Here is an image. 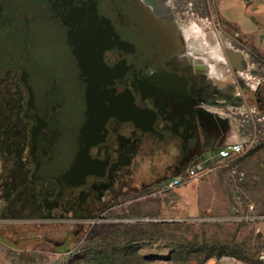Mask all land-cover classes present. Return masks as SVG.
<instances>
[{
	"label": "rangeland",
	"instance_id": "rangeland-1",
	"mask_svg": "<svg viewBox=\"0 0 264 264\" xmlns=\"http://www.w3.org/2000/svg\"><path fill=\"white\" fill-rule=\"evenodd\" d=\"M139 1L145 5L147 0ZM158 1H151L147 11L152 17L151 9L160 13L178 31L185 45L181 65L200 73L203 84L219 90L238 83L229 96L234 100L239 95L243 103H232L230 98L229 109L210 107L225 124L223 143L251 139L252 116L264 114V106L254 95L257 88L264 94V62L252 61L247 44L222 17L230 3L205 0L200 6L199 1L198 13L193 14L183 0L176 3L178 10H185L179 13L181 19L172 12L173 0ZM132 2L134 6L138 3ZM238 50L244 59L240 66L231 67L226 56ZM209 64L213 68L206 67ZM260 128L249 152L233 164L237 172L225 167L170 191L155 186L140 194V200L83 218L47 215L35 209L31 204L36 188L29 185L28 161L7 151L4 145L8 142L0 140V264H196L221 245L233 247L238 254L215 258L217 264H264V129ZM143 170L137 165L136 177L148 178ZM187 170L176 177L182 179ZM133 197L129 194L127 199ZM221 198L222 207L203 215L204 221L165 220L176 214L196 217ZM129 224L143 229L145 235L135 239L123 235L127 231L135 234ZM180 246L184 252L178 258Z\"/></svg>",
	"mask_w": 264,
	"mask_h": 264
},
{
	"label": "flooded vegetation",
	"instance_id": "flooded-vegetation-1",
	"mask_svg": "<svg viewBox=\"0 0 264 264\" xmlns=\"http://www.w3.org/2000/svg\"><path fill=\"white\" fill-rule=\"evenodd\" d=\"M151 1L156 0H147L145 5L137 0L135 6L132 0L102 1L115 27L111 33L113 47L106 51L104 63L117 78L114 96L120 116L110 119L105 138L91 148L89 165L93 170L87 183L73 191H65L49 180L40 185L31 177L36 164L30 152L34 119L28 113L29 94L20 79L21 69L7 65L11 56L2 59L4 52L13 53L20 29L16 18L0 5V140L8 142L4 145L7 151L28 161L29 185L36 188V200L31 205L42 213L83 218L121 208L142 199L139 195L144 191L167 185L196 160L213 156L223 143L225 124L210 107L229 109L230 101L241 103L239 95L234 100L229 96L238 83H228L219 90L203 84L200 73L183 67L180 56L184 41L160 13L151 9L154 16L149 15ZM180 1L173 0L172 12L182 19L179 13L185 10L176 6ZM184 1L191 5L193 14L199 1L203 6V0ZM231 74L236 79L232 70ZM256 94V101L263 107V92L257 88ZM140 164L149 173L148 178L136 177ZM129 194L136 197L129 200Z\"/></svg>",
	"mask_w": 264,
	"mask_h": 264
},
{
	"label": "water",
	"instance_id": "water-1",
	"mask_svg": "<svg viewBox=\"0 0 264 264\" xmlns=\"http://www.w3.org/2000/svg\"><path fill=\"white\" fill-rule=\"evenodd\" d=\"M102 1H0L20 29L13 53L4 52L2 59L11 56L7 65L21 69L29 94L36 164L31 177L40 185L49 180L73 191L86 184L91 148L105 138L110 119L120 116L117 78L104 63L115 27Z\"/></svg>",
	"mask_w": 264,
	"mask_h": 264
},
{
	"label": "crops",
	"instance_id": "crops-1",
	"mask_svg": "<svg viewBox=\"0 0 264 264\" xmlns=\"http://www.w3.org/2000/svg\"><path fill=\"white\" fill-rule=\"evenodd\" d=\"M227 2L230 3V8L222 13V17L235 28L236 37L247 44L252 61H254L252 57L253 50L264 57V0H227ZM238 51L240 52L241 50ZM242 51L245 52L244 50ZM226 60H228L227 62H229L232 67L237 66L231 60L230 52L227 54ZM206 67H210V69L213 68L210 64L206 65ZM227 143H222L220 146ZM139 170L142 172V169ZM222 202H224L223 199L215 207L211 208V206H208V209L203 208L202 212L196 217L212 214V212L222 207ZM196 217L176 214L170 215L166 217V219L178 221L176 220L178 218ZM216 262L217 260L215 258H211L204 264H217Z\"/></svg>",
	"mask_w": 264,
	"mask_h": 264
},
{
	"label": "built area",
	"instance_id": "built-area-1",
	"mask_svg": "<svg viewBox=\"0 0 264 264\" xmlns=\"http://www.w3.org/2000/svg\"><path fill=\"white\" fill-rule=\"evenodd\" d=\"M252 116V115H251ZM253 128L252 138L241 142L227 143L219 147L216 153L211 157H206L196 160L187 170L186 176L182 179L173 178L167 185L166 190H174L176 187L186 184L193 179L203 178L214 171H222L225 167H232V172L236 171L232 165L238 157L246 155L255 142L257 137L258 126L264 129V114L259 116H252ZM260 128V129H261ZM261 129V130H262ZM206 218L203 216L196 218H178V221H201ZM169 220V219H165Z\"/></svg>",
	"mask_w": 264,
	"mask_h": 264
},
{
	"label": "trees",
	"instance_id": "trees-1",
	"mask_svg": "<svg viewBox=\"0 0 264 264\" xmlns=\"http://www.w3.org/2000/svg\"><path fill=\"white\" fill-rule=\"evenodd\" d=\"M203 1H205V0H203ZM252 57H253V60L255 63H261V62L263 63L264 62V57H262V55L255 50L252 51ZM262 75H264V73H262ZM250 128L252 130L253 127H250ZM238 161H239V159H237L234 163L237 164ZM236 164H235V167H236ZM173 222H175V221H173ZM128 227H131V230H133L135 232V234L133 235V233L131 231H127L123 235H125V236L131 235V237L133 239L137 238V236H144L145 235V231L143 229H137L135 227V224H129ZM183 252H184V249H182V247L180 246V249L177 250L178 258L182 257ZM237 254H238L237 251H235V249L233 247H229L228 245H221L218 250H216L214 252H209L208 254H206V256L204 258L197 260L196 264H204L206 261H208L211 258L220 259L223 255L236 256Z\"/></svg>",
	"mask_w": 264,
	"mask_h": 264
},
{
	"label": "bare ground",
	"instance_id": "bare-ground-1",
	"mask_svg": "<svg viewBox=\"0 0 264 264\" xmlns=\"http://www.w3.org/2000/svg\"><path fill=\"white\" fill-rule=\"evenodd\" d=\"M230 57H232L236 64H238L239 66L241 65V62L243 60V55L241 54V52L230 51Z\"/></svg>",
	"mask_w": 264,
	"mask_h": 264
}]
</instances>
